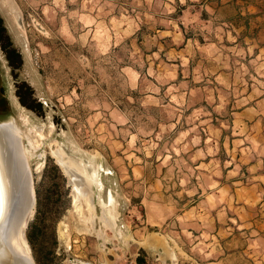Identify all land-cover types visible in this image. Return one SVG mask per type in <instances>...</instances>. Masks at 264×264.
I'll use <instances>...</instances> for the list:
<instances>
[{
    "label": "rangeland",
    "instance_id": "1",
    "mask_svg": "<svg viewBox=\"0 0 264 264\" xmlns=\"http://www.w3.org/2000/svg\"><path fill=\"white\" fill-rule=\"evenodd\" d=\"M204 2L0 0L22 61L0 43V124L18 128L35 184L57 149L98 181L79 214L58 166L56 264H264V152L233 123L257 65Z\"/></svg>",
    "mask_w": 264,
    "mask_h": 264
},
{
    "label": "bare ground",
    "instance_id": "2",
    "mask_svg": "<svg viewBox=\"0 0 264 264\" xmlns=\"http://www.w3.org/2000/svg\"><path fill=\"white\" fill-rule=\"evenodd\" d=\"M19 134L13 123L0 124V264H35L25 236L35 211L34 183L28 151L19 141ZM53 155L71 182L76 211L81 214V200L94 211L91 184L98 185L97 178L90 181L61 149L54 150ZM165 250L172 259L176 258L168 246Z\"/></svg>",
    "mask_w": 264,
    "mask_h": 264
},
{
    "label": "crops",
    "instance_id": "3",
    "mask_svg": "<svg viewBox=\"0 0 264 264\" xmlns=\"http://www.w3.org/2000/svg\"><path fill=\"white\" fill-rule=\"evenodd\" d=\"M210 1L205 13L208 14V19L214 21L215 25L221 26V29L227 33V36L224 35L226 40L246 47L244 53L239 56L243 62L257 65V68L248 70L249 76L254 78L255 82L240 84V87L245 86L246 89L242 92L244 98L241 100L246 101L233 113L235 120L233 123L252 136L257 144L253 148L255 152H264V0ZM255 93L257 96H252ZM251 136L244 139L251 140ZM253 146L248 145L247 148ZM253 157L257 160L255 155ZM251 168L257 172L260 164L254 163ZM255 179L264 180V174H260ZM258 185L256 190L262 188L261 183Z\"/></svg>",
    "mask_w": 264,
    "mask_h": 264
},
{
    "label": "trees",
    "instance_id": "4",
    "mask_svg": "<svg viewBox=\"0 0 264 264\" xmlns=\"http://www.w3.org/2000/svg\"><path fill=\"white\" fill-rule=\"evenodd\" d=\"M0 43L10 65L15 69L20 68L21 57L15 49H12L1 17ZM21 100L28 108L36 109L37 104L31 94L28 99L22 96ZM38 107L42 108V104L39 103ZM35 191L37 201L35 215L26 230V239L36 264H56V252L59 246L57 225L69 207L70 199L67 197L70 189L67 188V178L52 160H48L40 180L35 184Z\"/></svg>",
    "mask_w": 264,
    "mask_h": 264
},
{
    "label": "water",
    "instance_id": "5",
    "mask_svg": "<svg viewBox=\"0 0 264 264\" xmlns=\"http://www.w3.org/2000/svg\"><path fill=\"white\" fill-rule=\"evenodd\" d=\"M33 183H34V179H33ZM69 185H71V182H70V180H69ZM34 193H35V206H36V191H35V183H34ZM35 263V262H34Z\"/></svg>",
    "mask_w": 264,
    "mask_h": 264
}]
</instances>
